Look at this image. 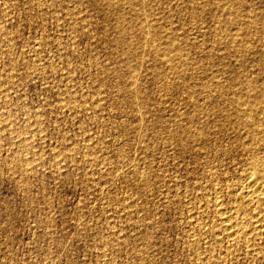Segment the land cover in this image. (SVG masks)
<instances>
[{"label":"rangeland","instance_id":"374dc122","mask_svg":"<svg viewBox=\"0 0 264 264\" xmlns=\"http://www.w3.org/2000/svg\"><path fill=\"white\" fill-rule=\"evenodd\" d=\"M0 82V264H264V0H0Z\"/></svg>","mask_w":264,"mask_h":264},{"label":"bare ground","instance_id":"6f19581e","mask_svg":"<svg viewBox=\"0 0 264 264\" xmlns=\"http://www.w3.org/2000/svg\"><path fill=\"white\" fill-rule=\"evenodd\" d=\"M122 1V0H121ZM131 5V4H130ZM114 6V5H113ZM145 8V7H144ZM135 9V8H134ZM139 10V9H138ZM137 11V10H136ZM135 11V12H136ZM142 22V21H141ZM147 22V21H146ZM148 23V22H147ZM141 24V23H140ZM139 27H140V25H139ZM143 29V28H142ZM150 29V28H149ZM146 30H147V28H146ZM151 32V31H150ZM151 34V33H150ZM155 37V36H154ZM153 38V37H152ZM151 38V39H152ZM175 48V47H174ZM177 48V47H176ZM175 48V49H176ZM170 49V48H169ZM175 49H173V50H175ZM171 51V50H170ZM170 51H167V52H170ZM175 52V51H174ZM176 52H177V49H176ZM169 54H171V53H169ZM173 55V54H172ZM41 70V69H40ZM2 81V80H1ZM6 82V81H5ZM1 83V82H0ZM2 85V84H1ZM252 86V85H251ZM5 89V88H4ZM2 91V90H1ZM6 92V91H5ZM262 93L261 94H263L264 93V91H261ZM255 93V92H254ZM5 95V94H4ZM7 95V94H6ZM244 95V94H243ZM242 95V96H243ZM246 95H249V94H246ZM250 95H252L251 93H250ZM256 95V94H255ZM0 96H1V94H0ZM240 96H241V94H240ZM241 96V97H242ZM253 97H254V95H252ZM252 96H251V98H252ZM257 96V95H256ZM6 97V96H5ZM245 97V96H244ZM243 97V99H246V98H248V97H246V98H244ZM259 97H260V95H259ZM259 97H257L258 99H259ZM235 98H237V96L235 97ZM256 98V97H255ZM261 98H263V96L261 97ZM238 99H241L240 97L238 98ZM242 99V101L244 102V100ZM254 99V98H253ZM257 99V100H258ZM248 100V99H247ZM234 101H236V99L234 100ZM241 101V102H242ZM249 101V100H248ZM255 101H256V99H255ZM254 101V102H255ZM240 102V101H239ZM238 102V103H239ZM242 102V103H243ZM245 102H247L246 100H245ZM264 102V101H263ZM235 103V102H234ZM251 103V102H250ZM249 103V104H250ZM246 104H248V103H246ZM248 104V105H249ZM253 104V103H252ZM251 104V106L253 107V105ZM255 104V103H254ZM258 104H259V102H258ZM257 104V105H258ZM264 104V103H263ZM257 105H255V106H257ZM262 105V99H261V103L259 104V106H261ZM65 106V105H64ZM237 106V105H236ZM241 106V105H240ZM245 106V105H244ZM254 106V108L256 109V107ZM66 107V106H65ZM239 108V107H238ZM241 108V107H240ZM244 108H246V106L244 107ZM247 109V108H246ZM251 109V108H250ZM253 109V108H252ZM261 109V111L262 112H260V113H262L263 114V116H264V105L260 108L259 107V110ZM244 110L245 109H243V111H242V109H241V111H242V114L243 113H246L247 112V110H246V112H244ZM237 111H239V110H237ZM256 111V110H255ZM257 111H258V109H257ZM240 112V111H239ZM249 112V111H248ZM241 113V112H240ZM237 114V113H236ZM248 114H250V113H248ZM248 114H246V115H248ZM262 114H261V116H262ZM245 115V114H244ZM256 115H258V112L256 113ZM235 116V115H234ZM241 116V115H240ZM239 116V117H240ZM243 117L245 118V116H242V118H241V121H242V119H243ZM248 117V116H247ZM246 117V118H247ZM256 117V116H255ZM238 118V117H237ZM245 118V120H247ZM235 119V118H234ZM252 119V118H251ZM255 119V118H254ZM259 119V118H258ZM264 119V118H263ZM249 120H250V118H249ZM33 121V120H32ZM244 121V120H243ZM243 121L241 122L242 124H243ZM252 120H250V122H251ZM254 121V120H253ZM258 121H260V120H258ZM262 121V120H261ZM34 122V121H33ZM237 122V121H236ZM247 122L249 123V121L247 120ZM263 122V121H262ZM261 122V123H262ZM7 123V122H6ZM5 123V124H6ZM31 123V122H30ZM35 123V122H34ZM246 123V122H245ZM256 122H254V124H255ZM35 124H37V123H35ZM247 124V123H246ZM254 124H252V125H254ZM34 125V124H33ZM239 126H240V124H238ZM248 125H251V124H248ZM256 125V124H255ZM260 125V124H259ZM263 125H264V123H263ZM245 126H247V125H245ZM257 126V125H256ZM32 127H34V126H32ZM238 127V126H237ZM242 127V126H241ZM251 127V126H250ZM260 127V126H259ZM264 127V126H263ZM34 128H36V127H34ZM245 128V127H244ZM249 127H247L246 128V130L248 129ZM39 129V128H38ZM263 129V128H262ZM250 129H248V131H249ZM257 130V129H256ZM255 130V131H256ZM261 130V129H260ZM260 130H258V131H260ZM13 134V133H12ZM248 134H249V132H248ZM15 136L16 137H18L16 134H15ZM14 136V137H15ZM15 137V138H16ZM20 137V136H19ZM22 137V136H21ZM21 137L19 138V139H21ZM263 138V137H262ZM11 139H13V136H12V138ZM22 139H23V137H22ZM24 139H27L26 137L24 138ZM17 142H18V138H17V140H16ZM15 141V142H16ZM31 141V140H30ZM248 141V140H247ZM23 142V141H22ZM34 142H36V141H34ZM20 143H21V141H20ZM29 143V142H28ZM27 143V144H28ZM24 144V143H23ZM31 144V143H30ZM24 146H25V144H24ZM240 146H241V144H240ZM25 147H27V146H25ZM243 147H244V145H243ZM243 147H241L242 148V150H243ZM254 147H256L255 145H254ZM245 148V147H244ZM245 150H247V149H245ZM244 150V151H245ZM22 152V151H21ZM246 152V151H245ZM251 152V151H250ZM34 153H35V151H34ZM33 154V153H32ZM245 154V153H244ZM254 154V153H253ZM257 155V154H256ZM26 158H24L25 159V162H26V164H28L31 160V158H28V157H31V156H25ZM33 157V156H32ZM36 157V156H35ZM34 157V158H35ZM249 157V156H248ZM251 157V156H250ZM254 157V156H253ZM37 158V157H36ZM252 158V157H251ZM255 158V157H254ZM259 158V157H258ZM253 159V158H252ZM260 159H262V158H260ZM35 160V159H34ZM249 160V159H248ZM247 160V162H250V160L248 161ZM23 161V160H22ZM30 164H31V162H30ZM262 164V163H261ZM248 165V164H247ZM263 165V164H262ZM24 166V165H23ZM26 166V165H25ZM248 166H250L249 167V171H248V173L246 174L247 176L244 178V185H243V191H242V195H240L241 196V199L242 200H240L241 202H240V204L239 205H236V206H234L233 207V205H232V207H230V206H228L230 209L229 210H227L226 208H225V206H222V205H224V204H220V202L219 203H217L218 201H216V200H213V202L215 201V207L213 206V208H214V213L216 212V215H217V217H218V226L217 227H215V228H213L212 226H211V228H213V229H215V231L217 230V232L216 233H218L219 235H221V236H218V235H216L215 234V232H214V235L215 236H213V244H215L216 243V245H217V243H218V245L221 243H223V241L224 240H226L229 244H231V242H235L236 241V244H238L237 243V241H240V242H242L241 240H247V239H249V236H250V234H249V231L247 230V229H249V228H245L244 229V227H243V218L241 217V215H240V210L243 208V207H245V208H248V209H250L249 211H250V215H249V219L246 217V216H244L243 215V217H245V219L247 218L248 219V221L250 220V223L252 224L251 226L253 227V229H259V227L261 228L262 226L264 227V215H263V213L262 212H257L258 211V208L259 207H264V184H263V180H264V172H261V170L263 169H261L260 170V168L262 167V166H260V162L255 158V159H253L251 162H250V165H248ZM28 167V166H27ZM32 167V166H31ZM25 169H26V167H25ZM248 169V168H247ZM264 170V169H263ZM245 175V174H244ZM216 191H217V189H216ZM239 194V193H238ZM232 195V194H231ZM236 197V196H235ZM238 198H239V196H238ZM217 200H219V199H217ZM223 200V199H222ZM230 200V199H229ZM239 200V199H238ZM221 201V200H220ZM232 201H234V200H232ZM236 201V200H235ZM211 202V201H210ZM209 202V203H210ZM223 203V202H222ZM226 203V202H225ZM237 203H239V202H237ZM208 204V203H207ZM206 204V205H207ZM233 204H235L234 202H233ZM205 205V206H206ZM212 205V204H211ZM203 206H204V204H203ZM202 205H201V207H203ZM204 206V207H205ZM209 206V205H208ZM207 206V207H208ZM227 207V206H226ZM227 207V208H228ZM257 208V211L255 210ZM198 209V208H197ZM208 209H210V208H208ZM260 210H261V208H259ZM264 209V208H263ZM242 210H246V209H242ZM207 211V210H206ZM248 211V210H247ZM248 211V212H249ZM263 211V210H262ZM244 212V211H243ZM197 213V212H196ZM262 213V214H261ZM195 214V213H194ZM201 214H202V212H201ZM243 214V213H242ZM191 217V216H190ZM201 217V216H200ZM216 217V216H215ZM192 219V218H191ZM194 220V219H193ZM215 220H217V219H215ZM192 221V220H191ZM214 222V221H213ZM217 223V222H216ZM247 223V222H246ZM191 224V223H190ZM202 224V223H201ZM249 224V222L247 223V225ZM208 225V224H207ZM215 225V224H214ZM250 225V224H249ZM199 227H200V225H199ZM262 227V228H263ZM206 230V229H205ZM207 230H208V228H207ZM206 230V231H207ZM211 230V229H210ZM247 230V231H246ZM260 230V229H259ZM202 231V230H201ZM203 231H204V229H203ZM195 232V231H194ZM210 232H212V231H210ZM207 233H209V230L207 231ZM213 233V232H212ZM257 233H258V231H257ZM204 234H205V232H204ZM251 234H252V231H251ZM197 235H198V232H197ZM213 235V234H212ZM210 236V235H209ZM252 236V235H251ZM250 236V237H251ZM255 236V235H254ZM262 236V238H263V235H261ZM207 237V236H206ZM211 237V236H210ZM253 237V236H252ZM257 237H259V236H257ZM194 238V237H193ZM260 238V237H259ZM195 239V238H194ZM200 239V238H199ZM206 239V238H205ZM209 239L210 238H208V241H209ZM193 240V239H192ZM196 240V239H195ZM191 241V240H190ZM207 241V240H206ZM253 241V240H252ZM251 241V242H252ZM262 241V240H261ZM255 242V241H254ZM253 242V243H254ZM264 242V241H263ZM262 242V243H263ZM194 243V242H193ZM227 243V244H228ZM191 244V243H190ZM208 244H210V243H208ZM224 244V243H223ZM226 244V243H225ZM189 245V244H188ZM233 245V244H232ZM241 245V244H240ZM244 245V244H243ZM245 245H248V243L247 244H245ZM250 245V244H249ZM257 245V244H256ZM221 246V245H220ZM219 246V247H220ZM234 246V245H233ZM252 246V245H251ZM250 246V247H251ZM201 247V246H200ZM214 247V246H213ZM227 247V246H226ZM243 247V246H242ZM190 248V247H189ZM209 248V247H208ZM232 248V247H231ZM196 249V248H195ZM227 249V248H226ZM248 249V248H247ZM251 249H252V247H251ZM202 250V249H201ZM249 250V249H248ZM260 250H262V249H260ZM194 251V250H193ZM208 251H210V250H208ZM246 251V250H245ZM257 251H259V250H257ZM247 252V251H246ZM254 252V251H253ZM256 254V253H255ZM250 255V254H249ZM210 259V258H209ZM255 259V258H254ZM258 260V259H257Z\"/></svg>","mask_w":264,"mask_h":264}]
</instances>
